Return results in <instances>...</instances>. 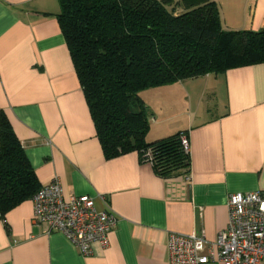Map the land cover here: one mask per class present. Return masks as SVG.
<instances>
[{
	"label": "crops",
	"instance_id": "obj_1",
	"mask_svg": "<svg viewBox=\"0 0 264 264\" xmlns=\"http://www.w3.org/2000/svg\"><path fill=\"white\" fill-rule=\"evenodd\" d=\"M214 1L223 29L264 28V0ZM58 12V0H0V112L40 185L56 176L64 199L89 195L117 221L83 255L26 200L8 227L0 217V264H169L171 232L214 240L229 194L264 190V62L139 93L147 141L187 133L189 171L161 177L137 152L104 157Z\"/></svg>",
	"mask_w": 264,
	"mask_h": 264
},
{
	"label": "trees",
	"instance_id": "obj_2",
	"mask_svg": "<svg viewBox=\"0 0 264 264\" xmlns=\"http://www.w3.org/2000/svg\"><path fill=\"white\" fill-rule=\"evenodd\" d=\"M57 19L106 159L137 152L161 177L189 171L179 131L147 141L139 93L264 62V28L225 30L214 0H58ZM41 187L0 112V217Z\"/></svg>",
	"mask_w": 264,
	"mask_h": 264
},
{
	"label": "built area",
	"instance_id": "obj_3",
	"mask_svg": "<svg viewBox=\"0 0 264 264\" xmlns=\"http://www.w3.org/2000/svg\"><path fill=\"white\" fill-rule=\"evenodd\" d=\"M182 145L189 152L186 136ZM31 200L32 221L45 224L47 232H61L83 255L95 242L107 246L117 218L108 209H97L93 197L82 194L64 199L55 176ZM227 210L226 228L214 240H208L203 231L171 232L169 264H264V190L229 194Z\"/></svg>",
	"mask_w": 264,
	"mask_h": 264
}]
</instances>
